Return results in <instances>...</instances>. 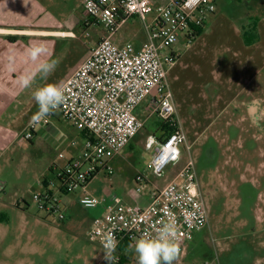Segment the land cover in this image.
Returning a JSON list of instances; mask_svg holds the SVG:
<instances>
[{"label":"rangeland","instance_id":"374dc122","mask_svg":"<svg viewBox=\"0 0 264 264\" xmlns=\"http://www.w3.org/2000/svg\"><path fill=\"white\" fill-rule=\"evenodd\" d=\"M47 1L48 17L71 34L63 39L50 38L47 49L57 65L38 88L48 83L63 85L87 60L96 34L102 31L97 26L85 27L79 6L82 0ZM229 1L218 3V16L244 22L249 13L245 2L237 6L233 0L225 7ZM253 2L257 4V0ZM210 24L211 19L207 22ZM117 39L139 46L146 39L144 25L137 18L130 19ZM262 78L242 96L261 100L257 124L246 106L238 105L239 101L215 118L209 100L202 99L199 106H189L190 116H199L203 121H191V134L187 145L181 146L180 161L168 166L164 177L155 178L147 169L153 153L147 139L156 128L155 121L161 119L152 105V120L133 139V148L126 147L122 156L112 161L113 174L100 172L84 189L77 187L67 194L55 185L57 175L82 154L84 138L68 135L72 125L55 112L37 126H43L47 133L26 141L25 129L35 121L33 117L39 110L32 96L36 89L27 91L32 97L24 99L27 105L14 126L17 138L0 144V264H108L104 241L110 216L132 205H143L150 190L166 186L190 159L199 183L205 189L211 185L212 194L204 196L209 223L192 234L184 264H264V74ZM145 102L138 114L142 121L147 119L145 110L150 106ZM55 129L64 136H57ZM140 174L149 179V185H142V194L136 192L135 178ZM48 192L61 202L64 221L50 211L52 205L35 200V195L46 196ZM85 193L96 197L99 206L84 208L80 197ZM112 255L113 264H137L134 252Z\"/></svg>","mask_w":264,"mask_h":264},{"label":"built area","instance_id":"2783aa9c","mask_svg":"<svg viewBox=\"0 0 264 264\" xmlns=\"http://www.w3.org/2000/svg\"><path fill=\"white\" fill-rule=\"evenodd\" d=\"M221 1H84L85 27H100L105 36L62 85L66 99L55 112L83 133L84 147L82 154L58 173L55 185L61 192L67 194L77 187L84 189L100 172L113 174L112 161L144 128V122L137 117V108L153 94L156 95L154 111L162 121L174 124L176 130L163 138L148 137L147 147L153 149V153L147 169L153 177L162 178L168 166L180 161L181 146L187 145L188 140L176 117L169 87L168 72L177 61L169 51L181 35L192 37L196 28L203 27L205 18L216 12ZM132 18L139 19L146 31L147 41L140 48L131 43H115L121 28ZM40 123L34 121L25 129L23 138L26 141H32ZM135 182L138 194L143 193V184L149 185L144 174L138 175ZM34 198L52 205L50 211L58 214V220L66 219L61 212V202L53 192ZM80 204L92 209L100 203L96 197L85 193L80 197ZM169 221L176 225L179 255L186 253L192 234L209 223L208 207L200 193L192 159L166 186L150 190L148 201L143 205H132L126 211L113 213L105 237L109 233L115 236L118 245L113 254L118 255L127 251L135 239L155 235L162 224Z\"/></svg>","mask_w":264,"mask_h":264},{"label":"crops","instance_id":"0c3cea01","mask_svg":"<svg viewBox=\"0 0 264 264\" xmlns=\"http://www.w3.org/2000/svg\"><path fill=\"white\" fill-rule=\"evenodd\" d=\"M84 1L79 5L83 17ZM235 1L238 2L237 6H242V2H245L249 11L244 22L240 18L237 21L226 16L221 18L216 9L214 14L205 18L203 27L194 30L192 37L181 35L169 51L177 59L168 72L169 87L173 94L176 117L187 140L191 134L188 131L192 125L191 121H203L199 116V119L190 116L189 106H199L202 99L209 100L210 110L213 109L215 118L235 101H239L238 105L246 106L250 118L256 122L258 110L262 107L261 100L256 96L248 99L242 96L256 80L258 84L263 79L264 0H257V4L253 0ZM231 2L233 0L224 3V6L229 7ZM46 3L47 0H0V144L6 139L10 141L13 136L17 138L14 126L20 120L22 107L27 105L28 100L24 99L33 96L27 94V91L37 89L42 80L39 74H35L37 66L41 62L52 60V55L47 49L51 46L50 38L63 39L71 34L69 30L63 29L59 22L48 17ZM209 19L211 24L207 25ZM96 35L93 46L105 36V32L102 30ZM117 37L118 34L115 43H129L120 41ZM181 40L183 41L180 44ZM146 41L147 35L137 48ZM37 45H42L46 51L38 60L33 61L28 55V50ZM33 74L35 75L31 86L25 87L22 79ZM155 98L156 95L153 94L142 102L146 101L150 105L147 112L145 110L147 119L143 121L144 127L152 120L151 108ZM142 103L137 108V117ZM251 107L255 108L254 113H251ZM153 125L156 128L152 136L163 138L166 131L160 127V121L156 120ZM71 127L68 135L83 137L80 130ZM54 132L57 136H64L58 129ZM44 133H47L46 129L39 126L35 136ZM121 156L122 154L118 158ZM188 254L187 251L184 255L178 254L174 264H184Z\"/></svg>","mask_w":264,"mask_h":264},{"label":"clouds","instance_id":"9594fccd","mask_svg":"<svg viewBox=\"0 0 264 264\" xmlns=\"http://www.w3.org/2000/svg\"><path fill=\"white\" fill-rule=\"evenodd\" d=\"M45 51L42 45H37L28 50V55L33 61H36ZM56 65L57 62L55 60L41 62L38 64L35 74H39L41 79H47L55 70ZM35 74L22 79L25 87L31 86ZM33 98L39 106V110L33 119L39 122L53 115L64 104L66 96L62 85L48 83L36 89L33 93ZM176 237V225L169 221L163 223L155 235L135 239L134 243L128 245V251L135 253L137 264H174L179 252ZM117 245L118 241L115 236L111 233L106 234L104 241V259L108 264H113L114 257L112 254L115 252Z\"/></svg>","mask_w":264,"mask_h":264},{"label":"trees","instance_id":"16d2710c","mask_svg":"<svg viewBox=\"0 0 264 264\" xmlns=\"http://www.w3.org/2000/svg\"><path fill=\"white\" fill-rule=\"evenodd\" d=\"M199 29L197 30L198 33L200 32ZM160 127L164 128L166 133L176 130V126L174 124L168 123L167 121L165 122V121H162V120L160 121ZM128 147L132 149L131 144Z\"/></svg>","mask_w":264,"mask_h":264},{"label":"flooded vegetation","instance_id":"af4514ba","mask_svg":"<svg viewBox=\"0 0 264 264\" xmlns=\"http://www.w3.org/2000/svg\"><path fill=\"white\" fill-rule=\"evenodd\" d=\"M255 122V121H254ZM257 124V121L255 122ZM206 186V185H205ZM199 187H200V193L201 195L203 196H206V195H211L212 194V189H211V185H207L206 186V189L204 188V185H202L201 183H199ZM204 190V191H203ZM206 190V192H205Z\"/></svg>","mask_w":264,"mask_h":264},{"label":"water","instance_id":"95a60500","mask_svg":"<svg viewBox=\"0 0 264 264\" xmlns=\"http://www.w3.org/2000/svg\"><path fill=\"white\" fill-rule=\"evenodd\" d=\"M254 112H255V108L251 107V113H254Z\"/></svg>","mask_w":264,"mask_h":264}]
</instances>
